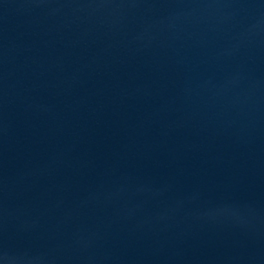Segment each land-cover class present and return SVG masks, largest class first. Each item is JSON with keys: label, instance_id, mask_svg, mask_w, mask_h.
Segmentation results:
<instances>
[{"label": "water", "instance_id": "obj_1", "mask_svg": "<svg viewBox=\"0 0 264 264\" xmlns=\"http://www.w3.org/2000/svg\"><path fill=\"white\" fill-rule=\"evenodd\" d=\"M0 264H264V0H0Z\"/></svg>", "mask_w": 264, "mask_h": 264}]
</instances>
